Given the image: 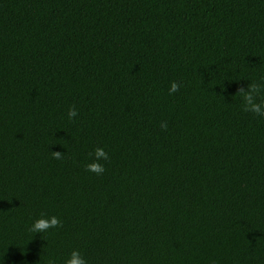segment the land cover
I'll use <instances>...</instances> for the list:
<instances>
[{
  "label": "trees",
  "instance_id": "1",
  "mask_svg": "<svg viewBox=\"0 0 264 264\" xmlns=\"http://www.w3.org/2000/svg\"><path fill=\"white\" fill-rule=\"evenodd\" d=\"M252 84L264 0H0V264H264Z\"/></svg>",
  "mask_w": 264,
  "mask_h": 264
},
{
  "label": "clouds",
  "instance_id": "2",
  "mask_svg": "<svg viewBox=\"0 0 264 264\" xmlns=\"http://www.w3.org/2000/svg\"><path fill=\"white\" fill-rule=\"evenodd\" d=\"M178 89V85L173 82L170 87V93L176 92ZM261 91V86L257 84H252L246 91L241 92V96L243 99V108L244 111L255 113L259 116H264V100L257 101V95H259ZM77 112L74 108H70L68 111L69 119L75 117ZM95 158L96 162L90 163L87 165V168L90 172H94L96 174H102L105 169L103 165H101L98 161L101 159H107L108 154L105 152L103 148L97 147L95 149ZM60 224V221L57 217H41L36 220L32 226L31 231L33 233H44L51 228H56ZM64 264H87V261L81 255L78 250H73L69 257L64 260Z\"/></svg>",
  "mask_w": 264,
  "mask_h": 264
}]
</instances>
